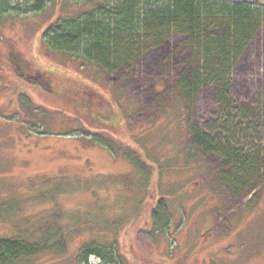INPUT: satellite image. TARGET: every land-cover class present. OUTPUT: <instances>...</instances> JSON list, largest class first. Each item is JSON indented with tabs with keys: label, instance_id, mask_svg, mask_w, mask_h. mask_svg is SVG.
<instances>
[{
	"label": "rangeland",
	"instance_id": "1",
	"mask_svg": "<svg viewBox=\"0 0 264 264\" xmlns=\"http://www.w3.org/2000/svg\"><path fill=\"white\" fill-rule=\"evenodd\" d=\"M44 1L41 11H32L35 0H0V54L12 67L0 77V204H6L0 208V236L37 239L49 226L58 227L67 237V251L41 254L32 264H81L80 247L96 237L115 244L126 264H151L153 257L163 264H264V157L258 176L235 192L222 180L230 170L227 160L194 146L191 126L217 134L220 117L216 86L202 88L192 100L179 93L193 53L188 36L173 34L107 72L60 51L45 36L48 26L66 15L83 18L81 0ZM233 1L264 5V0ZM230 79L234 102L257 107L264 96V27ZM23 82L32 87L30 101L21 97ZM64 82L73 90L90 87L96 95L92 106L103 118L111 111L107 99H97L99 92L127 103L126 125L161 165L154 178L171 215L165 232L138 231V225L149 226L157 184L147 195L140 177L130 175L128 160L79 133L75 120L82 119L65 105L71 102L67 90L57 92ZM247 135L242 143L252 149L257 134ZM89 264L105 263L91 255Z\"/></svg>",
	"mask_w": 264,
	"mask_h": 264
},
{
	"label": "trees",
	"instance_id": "2",
	"mask_svg": "<svg viewBox=\"0 0 264 264\" xmlns=\"http://www.w3.org/2000/svg\"><path fill=\"white\" fill-rule=\"evenodd\" d=\"M45 4L44 0H35L32 11H41ZM79 5L82 9L78 14H83V18L66 15L48 26L45 36L60 51L86 62H96L107 72L135 60L173 34L188 36L193 53L186 73L179 79V93L183 99L192 100L202 88L216 86L217 114L220 117L217 134L212 128L191 126L194 146L206 152H217L227 160L230 170L222 174V180L229 189L238 192L246 188L262 170L264 137L258 133L260 123L262 128L264 126V96L257 107L237 104L231 97L230 76L237 60L264 27V5L233 0H81ZM10 69L11 62L0 54V77L4 70L8 72ZM64 83L66 88L58 86L57 92L67 90L71 102L65 105L71 112L75 108L82 119L81 122L73 116L79 119L75 120L81 125L79 133L106 147L113 156L128 160L133 167L130 175L134 173L140 177L148 195L158 183L154 177L161 173V165L151 160L149 148L143 146L132 127L126 125L124 118H129L127 103L119 95L107 96L99 92L97 99H107V110L111 111L103 118L92 106L91 101L96 95L88 90L90 87H79L80 90L77 86L79 91ZM23 84L26 87L21 97L30 101L34 94L32 87L27 82ZM22 85H19L21 89ZM33 87L34 90L40 89ZM75 93H80L82 98L78 99ZM38 107L45 114L51 113L42 104ZM55 111L65 113L59 108ZM250 131L257 134L259 141L252 149L242 143L249 139L247 132ZM44 133L47 132H41ZM121 175L112 174L115 177ZM157 189L158 184L154 189L153 206L148 211V228L143 230L142 226H137L144 234L165 232L171 221L165 198ZM2 204L0 208L6 205ZM66 251L67 237L54 225L44 229L37 239L20 235L0 236V264H32L41 254L62 255ZM91 255L98 256L105 264H126L117 253L115 244L110 246L105 237H96L82 244L78 256L80 263L89 264ZM135 259L138 261L139 256ZM150 259L151 264H157V261L163 264L161 257Z\"/></svg>",
	"mask_w": 264,
	"mask_h": 264
}]
</instances>
